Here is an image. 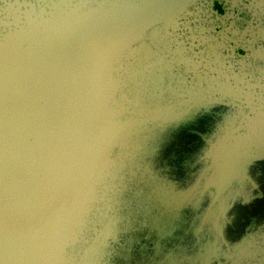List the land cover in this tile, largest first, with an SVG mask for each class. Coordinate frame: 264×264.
<instances>
[{"label":"water","instance_id":"water-1","mask_svg":"<svg viewBox=\"0 0 264 264\" xmlns=\"http://www.w3.org/2000/svg\"><path fill=\"white\" fill-rule=\"evenodd\" d=\"M263 7L0 0V264H264Z\"/></svg>","mask_w":264,"mask_h":264},{"label":"flooded vegetation","instance_id":"flooded-vegetation-1","mask_svg":"<svg viewBox=\"0 0 264 264\" xmlns=\"http://www.w3.org/2000/svg\"><path fill=\"white\" fill-rule=\"evenodd\" d=\"M255 7H256V5H255ZM260 11H262V9H261ZM263 11H264V7H263ZM247 12H248V11H247ZM250 13H251V14H250L249 16H250V17H251V16L254 17V16H256L257 11L255 12L254 10H252ZM261 15L264 16V12L261 13ZM260 27H261V26H260ZM261 29H263V28L261 27ZM254 33H255V28H254V27H251L250 30H246V31L243 32V34H244L245 36H247V41H251V40L253 39V38H251V37L254 35ZM254 54H255L256 56H258V58H264V52H263V51H257V50H256V52H254Z\"/></svg>","mask_w":264,"mask_h":264}]
</instances>
